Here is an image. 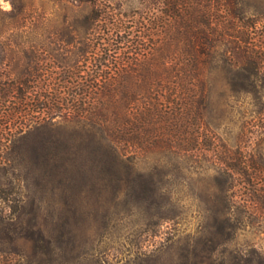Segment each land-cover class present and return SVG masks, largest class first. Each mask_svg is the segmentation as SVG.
<instances>
[{"label":"trees","instance_id":"trees-1","mask_svg":"<svg viewBox=\"0 0 264 264\" xmlns=\"http://www.w3.org/2000/svg\"><path fill=\"white\" fill-rule=\"evenodd\" d=\"M4 1L10 8L0 1L1 147L73 125L67 140H37L18 161L41 170L44 180L105 182L113 198L150 207L160 188L141 162L158 168L206 159L227 175L223 216L264 203V166L242 154L235 163L221 158L206 121L211 71L237 68L257 77L263 65L260 54L239 45L254 34V22L242 20V0ZM236 175L251 195L238 205L228 192Z\"/></svg>","mask_w":264,"mask_h":264},{"label":"rangeland","instance_id":"rangeland-1","mask_svg":"<svg viewBox=\"0 0 264 264\" xmlns=\"http://www.w3.org/2000/svg\"><path fill=\"white\" fill-rule=\"evenodd\" d=\"M0 1L10 8L9 2ZM240 7L242 20L254 22V34L249 44L241 40L239 45L260 54L263 65L257 77L237 68L211 71L206 121L219 139L221 158L229 155L235 163L242 154L253 166L263 167L264 0H242ZM243 87L259 92H243ZM72 129L70 124L47 127L19 140L16 148L0 145V264H257L264 260V203L254 200L246 211L237 206L223 216L220 206L227 175L206 159L187 165L173 160L158 168L141 162L139 168L160 188L150 207L113 198L105 182L44 180L41 170L18 161L28 144L46 137L67 140ZM239 180L236 175V185L228 191L236 205L251 198Z\"/></svg>","mask_w":264,"mask_h":264}]
</instances>
